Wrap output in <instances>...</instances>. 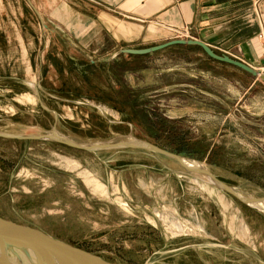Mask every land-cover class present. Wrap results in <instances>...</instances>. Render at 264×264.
I'll use <instances>...</instances> for the list:
<instances>
[{
  "label": "rangeland",
  "instance_id": "rangeland-1",
  "mask_svg": "<svg viewBox=\"0 0 264 264\" xmlns=\"http://www.w3.org/2000/svg\"><path fill=\"white\" fill-rule=\"evenodd\" d=\"M42 14L0 0V218L112 264H264V81L197 47L94 57Z\"/></svg>",
  "mask_w": 264,
  "mask_h": 264
},
{
  "label": "crops",
  "instance_id": "crops-1",
  "mask_svg": "<svg viewBox=\"0 0 264 264\" xmlns=\"http://www.w3.org/2000/svg\"><path fill=\"white\" fill-rule=\"evenodd\" d=\"M32 1L94 57L197 40L256 71L264 65V4L256 10L250 0Z\"/></svg>",
  "mask_w": 264,
  "mask_h": 264
},
{
  "label": "water",
  "instance_id": "water-1",
  "mask_svg": "<svg viewBox=\"0 0 264 264\" xmlns=\"http://www.w3.org/2000/svg\"><path fill=\"white\" fill-rule=\"evenodd\" d=\"M176 46L200 48L213 61L235 67L254 78H260L264 81V77L253 68L226 55H218L207 45L197 40H173L146 49H124L120 50L118 55L141 57ZM142 146L155 153L177 158L154 147ZM15 251L33 255L34 259L42 264H112L86 251L39 237L21 226L0 218V264H12L7 259L6 254H13Z\"/></svg>",
  "mask_w": 264,
  "mask_h": 264
},
{
  "label": "bare ground",
  "instance_id": "bare-ground-1",
  "mask_svg": "<svg viewBox=\"0 0 264 264\" xmlns=\"http://www.w3.org/2000/svg\"><path fill=\"white\" fill-rule=\"evenodd\" d=\"M60 139V138H59ZM142 142V141H141ZM143 143V142H142ZM136 145V144H134ZM140 145V144H139ZM133 146V145H132ZM135 147V146H134ZM182 166L186 169H189L190 171H194L195 173L198 174H202L205 172V169L202 165H200L199 163H194L191 161H184L181 160L180 161ZM179 162V164H180ZM206 168V167H205ZM207 169V168H206ZM208 171V170H207ZM204 179V178H203ZM212 179V178H211ZM214 180V179H213ZM210 183L212 182V180H208ZM214 183V182H212ZM216 183V182H215ZM216 186V185H215ZM218 187V186H217ZM221 188V187H220ZM250 200V199H249ZM255 201V200H254ZM260 202V201H259ZM261 204V205H260ZM257 208H259L260 210L264 211V201L260 202L259 204L256 205ZM177 227V226H176ZM170 228V227H169ZM181 228V227H180ZM175 229V228H174ZM2 256H4L3 254H1ZM7 259L12 263V264H42L39 261L35 260L33 255L24 253V252H20V251H15L13 254L11 253H7L6 254Z\"/></svg>",
  "mask_w": 264,
  "mask_h": 264
},
{
  "label": "built area",
  "instance_id": "built-area-1",
  "mask_svg": "<svg viewBox=\"0 0 264 264\" xmlns=\"http://www.w3.org/2000/svg\"><path fill=\"white\" fill-rule=\"evenodd\" d=\"M253 8H255L256 10L259 9V7L264 4V0H250ZM260 13V11H259ZM261 13H260V17H261ZM261 32L260 34L258 35V39L261 40V41H264V23H262V26H261Z\"/></svg>",
  "mask_w": 264,
  "mask_h": 264
},
{
  "label": "trees",
  "instance_id": "trees-1",
  "mask_svg": "<svg viewBox=\"0 0 264 264\" xmlns=\"http://www.w3.org/2000/svg\"><path fill=\"white\" fill-rule=\"evenodd\" d=\"M182 48V47H181Z\"/></svg>",
  "mask_w": 264,
  "mask_h": 264
}]
</instances>
